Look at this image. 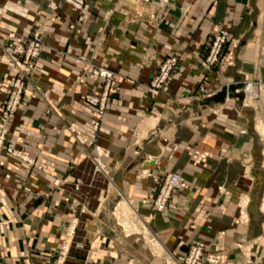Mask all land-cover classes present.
Listing matches in <instances>:
<instances>
[{
	"label": "crops",
	"instance_id": "obj_1",
	"mask_svg": "<svg viewBox=\"0 0 264 264\" xmlns=\"http://www.w3.org/2000/svg\"><path fill=\"white\" fill-rule=\"evenodd\" d=\"M86 2L85 23L71 31L67 24L80 13L60 0H0V41L7 31L40 26L50 47L120 74L95 128L98 118L83 103L90 86L73 85L79 69L50 51L38 59L35 84L55 113L44 114L29 86L10 139L53 169L38 171L3 154L0 195L18 205L0 209L5 260L47 264L74 224L65 264H182L193 242L203 243L205 254H221L224 264H264V100L235 109L233 98L196 95L201 83L215 90L230 81L264 82V0ZM220 28L230 34L229 47L219 69L204 72L205 43ZM1 54L0 81L14 73ZM173 55L176 73L151 96L147 85ZM71 124L94 144L75 137ZM97 146L107 154L104 173L94 172ZM167 172L187 187L172 194L173 208L163 214L143 200L155 196ZM56 179L63 186L56 188ZM121 205L129 225L122 211L114 216Z\"/></svg>",
	"mask_w": 264,
	"mask_h": 264
},
{
	"label": "built area",
	"instance_id": "obj_2",
	"mask_svg": "<svg viewBox=\"0 0 264 264\" xmlns=\"http://www.w3.org/2000/svg\"><path fill=\"white\" fill-rule=\"evenodd\" d=\"M73 9L79 11V16L76 21L67 24L69 30L73 31L76 26H83L85 23L83 12L87 11L89 5L86 0H60ZM60 19L59 15L53 16L52 20ZM229 33L226 29H222L211 49L206 57V63L208 65H213L219 61L221 54H224L222 45H225L229 40ZM0 51L9 60L14 68V73L11 78H5L0 81V92L5 96L0 102V156L7 154L9 156L18 158L28 165L32 166L38 171H50L52 165L42 162L36 164L33 158H31L26 152L18 150L15 148L14 143L10 139V130L13 124L14 118L18 113V110L24 100V93L30 86L33 91V97L40 98L44 104V114L48 115L50 113H55L54 102H52L47 96L37 88L35 84V79L39 76L40 70L38 68V59L45 52H53L55 56H63L71 65L76 66L79 71L76 75L73 85L74 86H90V89L85 94L83 103L85 108L97 116L96 128L99 125V121L105 114L106 106L108 105L110 98L115 95L118 91L116 83L120 76L119 72L101 66L93 62L89 58H82L79 56L70 55L64 49H57L50 47L46 41L43 31L40 26L35 29H28L25 32L8 31V36L6 40L0 41ZM223 56V55H222ZM176 57L169 56L162 65H160L159 71L153 76L149 84L147 85V91L151 96L157 95L161 92L163 85L166 80L169 79L173 68L176 66ZM248 79H243L238 82L230 81L218 89L208 93L206 97H212L217 92L221 91L224 87L228 89L229 84L241 83L242 85L247 82ZM251 81V80H249ZM253 82V81H251ZM257 86V83L253 82ZM201 93L198 94L199 98H204V89L200 88ZM237 94L236 92H234ZM239 94H230L229 91L226 93L225 100L227 98H233L235 101L239 100ZM73 124L69 126L70 132L74 135L75 131L72 128ZM75 136V135H74ZM76 137V136H75ZM81 140L87 145H91L90 141L86 140V136H82ZM93 142V141H92ZM95 149H98L95 147ZM195 155H199L195 152ZM196 156V157H197ZM97 158H93L95 160ZM95 164V163H94ZM96 168H103L101 163L96 161ZM9 176L6 175V178ZM63 182L59 179L54 180L53 185L56 188L63 186ZM159 188L154 196V198L149 202L148 200H143V203L149 206L155 212H160L167 214V212L173 208L171 204V196L179 188H186L187 185L176 173L167 172L161 177V181L158 182ZM80 185V180H76L74 184V189L78 190ZM83 209V206L81 207ZM73 227V231H70ZM75 225H69L67 231L62 240V245L60 252L57 253L55 258V264H65L66 256L69 251V247L72 242V236L74 233ZM70 240L68 241V238ZM205 246L201 242H193L189 245L188 251L182 264H201L207 262V264H224V260L219 253H208L205 254ZM25 264H32L28 258L25 260Z\"/></svg>",
	"mask_w": 264,
	"mask_h": 264
},
{
	"label": "rangeland",
	"instance_id": "obj_3",
	"mask_svg": "<svg viewBox=\"0 0 264 264\" xmlns=\"http://www.w3.org/2000/svg\"><path fill=\"white\" fill-rule=\"evenodd\" d=\"M223 29V28H222ZM221 28L219 29V30H217V31H215V33L213 34V36H212V38L211 39H209L206 43H205V46H207V50H206V52H205V54H204V57H203V59H202V62H201V67H202V69L204 70V72H210V71H214L215 69H219V66L221 65V63H222V55H224L225 54V52H226V50H227V48L229 47V40L231 39V38H229V40L226 42V44L225 45H222V50H223V52H224V54H221V56H220V58H219V61L217 62V63H215V64H213V65H208L207 63H206V57H207V55H208V53H209V51H210V49H211V46L213 45V42L215 41V38L217 37V35L219 34V32L222 30ZM8 32V31H7ZM229 33V32H228ZM8 34V33H7ZM230 35V34H229ZM231 41V40H230ZM3 57H6L5 55H3V54H1ZM176 57V56H175ZM154 58V56H152V58L151 59H153ZM168 57H166L165 59H167ZM165 59L158 65V67H157V70H156V72L154 73V75L159 71V68H160V65H162L163 64V62L165 61ZM177 59V58H176ZM177 68H178V60H177V63H176V66L173 68V70H172V72H171V75L169 76V78L174 74V73H176V70H177ZM153 78V77H152ZM151 78V79H152ZM168 80V79H167ZM167 80H166V82H167ZM248 80H251V81H253V82H255V83H257V87L259 88V95H258V97L257 98H251V97H248L247 99H246V101H245V106H248V105H254L253 103H257V102H260V101H263L264 100V82L262 81V80H260L259 78H249ZM165 82V83H166ZM238 82V81H237ZM232 84H240V88H237L236 90H235V92H239L240 94H241V98H239V100L238 101H234L233 99H231L230 101H232V103H233V105L234 106H236L237 105V102H239L240 104H242V98H243V94H244V84L242 85L241 83H232ZM165 85V84H164ZM163 85V86H164ZM230 85V84H229ZM201 86H202V88L204 89V98L205 99H209V98H212V97H206V95L208 94V93H211V91H213L212 89H211V87H208V86H206V84H203V83H201V85H199L198 86V88H197V93H196V95L197 96H199L198 94H200L201 93V90H200V88H201ZM162 89H163V87H162ZM161 89V90H162ZM225 100V99H224ZM224 102V101H223ZM235 109H238V107L236 106L235 107ZM257 121V123H260L261 124V122L259 121V119H257L256 120ZM256 123V122H255ZM260 129V128H259ZM2 157H3V155H1L0 156V192H2L3 191V180L5 179L4 178V176L2 177V175H4L3 173H2V168H3V159H2ZM53 168L51 167V170H52ZM38 170V169H37ZM50 170V171H51ZM40 171H43V170H40ZM50 171H46V172H50ZM2 177V178H1ZM5 177H6V175H5ZM161 181V178H159L158 179V182H160ZM159 188V187H158ZM48 195V194H47ZM50 198V195H48V199ZM154 198V197H153ZM152 198V199H153ZM35 201H37V199H38V197H35V195H34V198H33ZM152 199H150V200H148L149 202L152 200ZM116 206V205H115ZM17 207H18V205L16 204V200L14 201V199H6V198H4V197H2L1 195H0V209L1 208H4V209H11L13 212H14V210L16 211V209H17ZM124 208V206H122L121 205V207H118L117 208V210H116V213L114 214V216L117 218V214H118V212L119 211H122V218H123V220L125 221L126 220V222H128V225L130 224V219H129V217L127 218V214H126V210L124 209V210H122ZM114 211V210H113ZM125 212V213H124ZM1 221H2V219H0V223H1ZM1 225V224H0ZM4 230H3V226H1L0 227V233L1 232H3ZM130 231V230H129ZM62 243V241L57 245V248H56V250H55V253H54V257L53 258H51V260H49L48 262H47V264H55V258H56V255H57V253H59L60 252V248H61V244ZM70 248V247H69ZM2 250H3V248H0V264H10L9 262H7L6 260H5V258L3 257V255H2ZM68 253H69V251H68ZM30 254V253H29ZM67 256H68V254H67ZM67 256H66V260H67ZM25 260H26V258L24 259V264H25Z\"/></svg>",
	"mask_w": 264,
	"mask_h": 264
},
{
	"label": "bare ground",
	"instance_id": "obj_4",
	"mask_svg": "<svg viewBox=\"0 0 264 264\" xmlns=\"http://www.w3.org/2000/svg\"><path fill=\"white\" fill-rule=\"evenodd\" d=\"M229 91V89H227V92ZM220 92V91H219ZM218 93V92H217ZM237 93V92H236ZM232 94H235V93H232ZM237 94H239L240 96V98H241V94L238 92ZM258 95H259V88L256 86V85H254L253 84V82H251V81H247V82H245L244 83V94H243V98H242V105H244L245 104V101H246V99L248 98V97H251V98H257L258 97ZM104 116H105V114L102 116V118H101V120L99 121V125H98V127H100V125H101V123H102V121H103V119H104ZM96 122L94 123V127L96 128ZM71 126V125H70ZM72 128L74 129V131H75V133H74V135L77 137V138H80L81 139V137L82 136H85V134H81L79 131H77L73 126H72ZM86 140L87 141H90L92 144H94L93 142H94V139L92 140L90 137H86ZM93 141V142H92ZM87 144V143H86ZM91 144V145H92ZM90 146V145H89ZM97 148L98 149H95V153H96V157H94V158H97V159H95V160H93V163H95L94 164V172L96 173H98V172H102V173H104L105 172V167H104V163L102 162V158H104L107 154L102 150V149H100L98 146H97ZM196 153L195 152H193V154H191V157L194 159L197 155H195ZM199 154V153H198ZM198 156H200V155H198ZM96 161H98L99 163H101V165H102V169L101 168H96ZM172 173H174V172H172ZM177 174V173H176ZM178 175V174H177ZM180 177V176H179ZM179 189H181V188H179ZM179 189H177V191L176 192H178V190ZM125 209V206H124V208H123V210ZM74 225V224H73ZM72 225V226H73ZM73 227H71V229H70V231H73V229H72ZM70 240V237L68 238V241Z\"/></svg>",
	"mask_w": 264,
	"mask_h": 264
},
{
	"label": "water",
	"instance_id": "obj_5",
	"mask_svg": "<svg viewBox=\"0 0 264 264\" xmlns=\"http://www.w3.org/2000/svg\"><path fill=\"white\" fill-rule=\"evenodd\" d=\"M237 88H240V84H230L228 86V89H229V93L232 94L235 92V90ZM226 93H227V88H223L220 92H218L214 97H213V101L215 102H223L225 97H226ZM234 95H237V94H234ZM239 96V95H238Z\"/></svg>",
	"mask_w": 264,
	"mask_h": 264
}]
</instances>
